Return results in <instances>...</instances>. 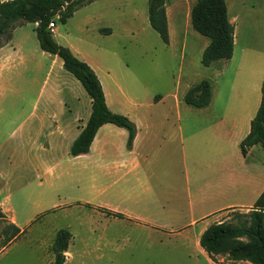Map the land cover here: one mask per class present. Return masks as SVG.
Instances as JSON below:
<instances>
[{
  "label": "crops",
  "instance_id": "crops-1",
  "mask_svg": "<svg viewBox=\"0 0 264 264\" xmlns=\"http://www.w3.org/2000/svg\"><path fill=\"white\" fill-rule=\"evenodd\" d=\"M128 1L95 0L75 14L111 2L113 8L104 11L107 16L96 24V29L103 35L115 36L123 26L133 25L142 14L139 8L127 5ZM263 1L226 0L228 16L235 27L234 53L231 59L217 60L206 66V70L211 71L206 80L212 85V99L205 107H196L186 101L182 103L174 95L175 106L160 114L155 100L153 103L139 101V97L125 89L109 67H100L83 52H77L99 76L110 109L127 115L137 125L132 148L127 146L129 132L126 128L106 123L98 130L88 153L71 154L72 144L91 116L92 98L83 84L64 68L62 58L56 55L58 86L54 85L50 94L48 88H41L38 104L23 121V142L19 150L12 151L9 144L0 141V208L7 219L24 229L44 208L56 207L59 204L56 198L64 190L61 181L67 175L73 177L75 170L83 177L84 190L87 183L92 191L94 188L101 195L108 193L110 200L99 204L121 214H111V217L131 222L150 235H164L166 227H176L171 233L178 247L197 251L207 264H247L246 261L232 263L225 256L215 262L201 246L200 238L214 222L215 213L231 208L249 209L264 191V147L257 143L246 154L240 147L262 101ZM143 14H148L149 20V12ZM167 16L170 25L168 10ZM102 28L111 31L103 33ZM16 29L12 38L0 46V75L17 49ZM130 30L133 33L132 27ZM171 42L170 33L169 44ZM209 42L202 45V54ZM53 69L52 66L50 73ZM61 77L75 83L78 94L59 83ZM49 96L56 97L58 104L55 105L53 100L43 103ZM184 111L186 117L204 115L209 120L206 126L215 136L210 154L193 153L194 180L187 168V139L199 133L195 130L189 137L185 135ZM182 158L187 188L186 196L180 202L178 192H182L183 185L179 189L173 186L175 180L166 179L161 170L168 160L174 161L170 166L180 168ZM66 254L67 262L73 255L70 250Z\"/></svg>",
  "mask_w": 264,
  "mask_h": 264
},
{
  "label": "rangeland",
  "instance_id": "rangeland-1",
  "mask_svg": "<svg viewBox=\"0 0 264 264\" xmlns=\"http://www.w3.org/2000/svg\"><path fill=\"white\" fill-rule=\"evenodd\" d=\"M195 2L167 0L171 44L163 42L150 25L148 14H143L144 11L148 13V0L127 2L134 9L139 8L142 14L133 25L123 26L115 36L103 35L96 29V24L107 16L104 11L113 8L111 2L91 10L82 9L66 23L55 16L54 35L60 44L71 47L76 54L83 52L91 62L109 67L125 89L139 97V101L153 103L155 100L157 110L163 114L175 106L174 95L186 103L185 93L210 76L211 71L206 70L201 61L202 45L209 38L195 30L191 23L190 13ZM36 26L34 22L17 23V49L12 53L11 63L0 75V141L9 144L12 151H18L22 145L23 121L38 104L41 88H48L50 94L53 86H58L57 56L41 49ZM52 66L54 69L50 73ZM59 83L78 94L77 85H73L70 79L61 77ZM161 97L163 99L159 101ZM51 100L58 104L59 100L51 96L43 103H51ZM172 113H176L175 109ZM208 122L204 115L186 117L183 112L185 135L189 137L195 130L199 133L187 139V168L192 180L195 171L193 153L212 152L215 136L206 126ZM173 162L168 160L161 171L166 179L175 180L173 186L179 189L183 185L182 192H178V200L182 202L187 188L185 165L183 158L180 168L170 166ZM74 172L73 177L67 175L60 182L64 190L56 198L59 204L44 208L35 220L23 227L25 232L19 238L0 249V264H53L52 245L61 229H69L73 235L69 246L73 256L66 264H207L197 251L178 247L171 233L176 227H166L164 235L155 236L131 222L111 217L109 209L99 204L110 200L108 193L101 195L94 188L92 191L87 183L84 190L82 175ZM192 188L194 190V184ZM227 213H215L212 222L226 218ZM5 224L0 223V228Z\"/></svg>",
  "mask_w": 264,
  "mask_h": 264
},
{
  "label": "trees",
  "instance_id": "trees-1",
  "mask_svg": "<svg viewBox=\"0 0 264 264\" xmlns=\"http://www.w3.org/2000/svg\"><path fill=\"white\" fill-rule=\"evenodd\" d=\"M95 0H0V46L9 41L17 23H37L36 34L42 50L57 55L63 60L64 68L71 72L85 87L92 98V113L80 135L71 147V154L77 156L88 153L101 126L114 123L129 132L128 148L133 147L137 135V125L127 115L114 112L107 104L103 85L91 65L79 58L69 46L60 44L49 28V23L59 16L62 23L72 17L83 6ZM149 22L158 32L164 43H170V30L167 16V0H148ZM191 23L195 30L209 38L210 42L202 54V63L211 65L214 61L231 59L235 46V27L228 16L226 0H196L191 9ZM109 33L108 28L100 29ZM5 41H4V40ZM212 99V85L202 80L191 87L185 101L196 107L207 106ZM264 147V82L262 101L256 116L251 121L249 134L241 141L244 154L255 144ZM225 217L211 223L203 232L200 244L215 261L225 256L230 262L264 264V191L249 209L231 208ZM110 214L121 215L108 211ZM0 249L8 246L25 232L0 208ZM73 235L69 229L57 232L52 245L53 264H65L67 251Z\"/></svg>",
  "mask_w": 264,
  "mask_h": 264
},
{
  "label": "built area",
  "instance_id": "built-area-1",
  "mask_svg": "<svg viewBox=\"0 0 264 264\" xmlns=\"http://www.w3.org/2000/svg\"><path fill=\"white\" fill-rule=\"evenodd\" d=\"M56 27H57V23H56L55 19H53V20L49 23V28H50V30H51L53 33H55Z\"/></svg>",
  "mask_w": 264,
  "mask_h": 264
}]
</instances>
